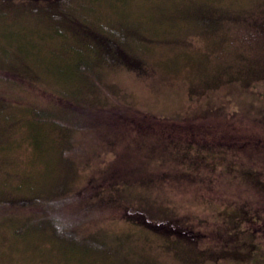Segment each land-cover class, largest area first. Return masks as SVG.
Segmentation results:
<instances>
[{"label": "rangeland", "instance_id": "374dc122", "mask_svg": "<svg viewBox=\"0 0 264 264\" xmlns=\"http://www.w3.org/2000/svg\"><path fill=\"white\" fill-rule=\"evenodd\" d=\"M59 4L67 13L62 14L66 15L63 20L56 18V0L39 4L58 32L54 38H36L42 43L36 66L51 59L41 79L33 82L0 72L1 79L7 78L0 81V89L9 95L6 103H0L1 109L7 107L0 111V129L10 122L13 126L12 135L7 136L8 148H0V187L8 194L21 191L26 195V201L16 206L0 205V264H264V217L251 226L253 232H242L238 218L228 220L233 207L227 206L264 207V193L257 185L246 183L245 175L242 177L245 168L215 169L211 184L205 183L211 174L202 179L195 176L198 183L180 181L178 173L191 169L193 159H181L171 149L177 147L170 141L175 139L167 134L170 129H196V135L185 131V138H178L187 147L197 137L207 138L206 130L224 141L234 140L233 135L242 131L245 135L236 139L238 143L257 133L264 137V0H62ZM11 12L0 15V20L4 17L0 28L15 20L5 26L19 29L28 45L34 39L29 27L37 24L22 18L20 26L13 18L16 12ZM76 21L83 23L77 26ZM90 27L99 30L101 37H89ZM3 47L9 44L2 40L1 67L9 71L16 64L13 61L21 59L4 54ZM55 86L56 106L47 108L56 118L55 124L42 127V148L32 147L25 137L26 124L16 119L4 122L2 116L31 114L38 109L35 106L43 109L41 101L51 100L48 91ZM153 133L159 135V141L168 140L166 152L150 155L144 148L152 143ZM246 152L243 165L258 168L257 163L252 164V150ZM124 161L130 167L146 162L137 167L164 171L161 179L149 181L157 184H135L137 193L132 190L129 195L156 203L150 210L152 217L163 209L178 211L200 234L199 246L186 240L176 243L168 234L141 222L121 221L114 217L121 216L120 206L110 209L102 205L93 216L81 208L85 195L67 196L54 204L68 228L58 227L48 236L39 234L41 226L35 225L25 234L16 231L32 224L47 209L30 202L38 191L51 197L53 192L80 190L107 167L111 168L108 171L126 169ZM260 164L263 169L256 170L264 173V161ZM22 183L31 187L23 188ZM110 189L104 194H112L115 189ZM69 228L77 231L72 242L90 238L105 243L108 253L88 243L83 245L87 259L65 261L59 257L62 245L58 244ZM231 235L246 251L250 249L244 240H259L262 249L255 254L251 251L245 262H227L217 251ZM202 246L211 249L203 251Z\"/></svg>", "mask_w": 264, "mask_h": 264}, {"label": "trees", "instance_id": "16d2710c", "mask_svg": "<svg viewBox=\"0 0 264 264\" xmlns=\"http://www.w3.org/2000/svg\"><path fill=\"white\" fill-rule=\"evenodd\" d=\"M60 1L62 0H56V10H55L56 14L55 15H56V18H58L59 20H63L66 16L65 14L67 13L63 12L62 9L58 7L60 6L59 4ZM40 3H41V0H0V15L2 16L4 15L5 17L6 15H8V13L13 14L11 12L12 10L16 12L13 15V18L16 19L18 25L21 26V24L23 23L22 18L33 20L35 21L34 24H37L36 26L29 27L31 31L30 35H33L34 39L33 41L29 40L28 45H26L27 37H25L22 33H20L19 29L14 30L11 27L5 26L6 24L13 23L15 20H11V22L8 21V22H5V24H2L0 28V41L3 40L9 44L8 48L3 47L5 50L4 54L9 52L7 54H11V56L21 59L20 62H25V63H23L19 67L16 64H19L20 62L13 61V63H16V64H12L11 66L13 67L8 71L7 69H4V67H1L2 61H0V72L1 73L10 72L13 75H22L26 79H30V81L36 82L38 79H41L40 75L44 72V69L48 70L49 64L47 63H49L48 61L51 59H48L46 61L44 60L45 63L41 62L39 67L36 66L39 62L37 60V57L39 56L37 52L40 48L38 47L42 46V43L38 42L36 38L38 37L39 39L40 38L41 39L54 38V36L58 32H56V23L54 22L48 23L51 20V17L46 12L42 11V7H39ZM51 5L52 4H50L49 8H53ZM9 6L11 9L7 8ZM46 7L48 6L46 5ZM58 9H60V11H57ZM63 13H65L64 14L65 16L62 15ZM57 16H61V17H57ZM4 17H2V19L0 20L1 22L3 21ZM75 23H77V26H79V23L82 24L83 21L82 22L76 21L74 22V24ZM92 29L93 28L90 27L88 30L89 32L88 34L90 35L89 37H94V36L101 37V32L99 30H92ZM92 42H96V41H92ZM95 44H96L95 46H99L97 43ZM123 56H125L124 53H123ZM50 57H54V55ZM139 62L140 61H137L136 64L138 65ZM27 63L29 65H27ZM86 68L87 67H85L84 70H86ZM2 80L6 82L7 78L4 76V79L0 78V81ZM262 80L264 81V78H262ZM64 81H65L64 83L68 84L66 80ZM53 88L54 89L48 91L51 100L41 101L43 103L42 106H44L45 109L35 106L38 109L32 112L31 114L30 112H28L27 115H24V116L19 115V117H13V116L10 117L9 114L6 113L2 116L4 119V122L12 121L16 119L19 123L20 122L25 123L26 126L28 127L25 137H27L28 143L32 147L34 146L35 148H39V149L42 148L41 145H42L43 138H44L43 131L41 130L42 127L46 124H51V123L55 124L54 121L56 118L51 115V112H49V110H47V108L51 109L56 106V103H54V101L56 102V96L55 94H53V92L56 93V90H55L56 86ZM8 97H9L8 93L0 89V103H6L5 101L7 100ZM2 107L3 105H0V111L5 112L7 107H5L4 109H1ZM139 112L143 113L142 111H139ZM143 116H146V115L144 114ZM174 122L182 123L180 121H174ZM10 123H6L7 125H4L3 126L4 128L0 129V145H1L0 148L1 149H7L9 146L7 145L8 143L7 136L12 135L11 132L13 131V128H12L13 126H11ZM178 125L182 127L181 124H178ZM16 128L17 127H15V129ZM78 128L83 129V127L81 126H79ZM262 130L264 131V127H262ZM185 131H186V134H190L192 136H194V134L195 135L197 134L196 129H193V130L181 129V132H178V130L172 131L170 129V131L167 132L168 138L171 137L175 139V141H172V139H170L171 143L174 142L177 144V147H171V149H175V152H177L179 156H181V159L182 158L187 159V157L193 159L190 162L192 166L191 169H182V170L180 169L181 172L178 173V177H180V181L198 183L195 180V176H198L199 178L203 176L202 178H206L208 175L211 174L209 177L211 179H209L208 182H205V183L211 184L215 180L213 179L214 177L212 176V174H214L212 173V171L213 170L215 171V169H227L230 172L231 169L245 168L246 170L242 171L243 172L242 177L245 175L246 180H247L246 183L250 182L253 186L257 185L260 191L264 193V173L261 170H256V169H263L262 165L260 164L262 161H264V147H263L264 137L263 136H260V134L257 133L253 135L250 139H247L246 141L242 143H236V145H238L236 147L235 139H241V137L245 135L242 131L240 132L237 131L233 135L234 140L232 141L220 140L217 138V136L215 137L213 135L215 132L208 131L205 133L208 137V141H211V142L203 143L200 141L197 142L196 140H195L196 142H194V140H192L193 141L192 146L187 147L186 143H182L178 139V138H185L184 136L186 135ZM151 137H152V143L151 144L148 143V145L144 147L145 149L150 151V155H158L160 154V152H162V150L166 152L168 148H170L169 146L167 147V145L169 144L168 140L166 142L162 141L163 139L159 141L158 134L153 133L151 134ZM162 144L166 146H164V148H160L159 145H162ZM242 147H245V149H241ZM247 149L252 150L251 152L252 160L251 161H252V164L257 163L259 165L258 168L254 167L253 165L250 166L249 163H248V168H246V165L245 166L243 165L242 162L246 161V157L244 158V156L245 155L247 156V153H248L246 152ZM254 152L259 153V154H256V156H258L256 159H255V156L253 155ZM197 153L201 155L197 157L198 155ZM206 154H209L211 156H207ZM194 155L196 156L191 157ZM139 164L143 165V164H146V162H138L135 167L133 166L130 167L124 161V166L126 169H117V171H113L115 170L113 169L112 171L110 170L111 172L108 171L111 168H108V167L107 169L104 168L105 169L104 173L101 176L97 178L92 177L89 183H87L82 189L75 190L68 194H59V193L56 194L53 192L52 194L54 197L53 196L50 197L47 195L46 191L44 194H40V191H38L36 195L31 196L30 202H32V204H35V206H40V205L42 206L44 204L47 209L45 210V212H42L41 215L37 216V218H34L32 224L23 225L22 227H18L20 228V230H16V231H20L22 234L23 233L25 234L26 230H30L31 227L35 225L33 227L41 226V229H39L40 230L39 234H44L48 236L50 235L49 231L54 233L58 231L57 230L58 227L59 229L68 228V227H64L63 225L64 223L61 222L62 219L66 220V218H64V216L62 215V212L59 211L60 208L57 205H56L57 209L56 210L54 209V204H56V201L61 200V198H66L67 196L75 199V197L77 196H78L77 198H81L82 195H85L87 199L81 198L82 200H84V202L86 201L85 203H82L81 201V204H83L81 208L85 210L86 212H89L93 216H95L98 213L96 211V208L101 207L102 205H107V208H110V209L113 206L117 208L118 206H120L118 210L122 212L121 216H114V217H119L121 221L127 220L128 222L132 224H139L141 222L140 224H144L150 229L155 228V230H158L159 232H164L168 234V236L175 239L176 243H182L184 240H186V241L192 242L191 244H194V246H199L200 244L198 242H200L199 241L200 234L195 230V227L193 226V223L191 221H186V219H184L183 216L180 217L181 214L178 211H176L175 209H171V210L163 209L159 213H155V216L152 217L154 214L151 213L150 210L154 209V207L157 205L156 203H153L150 199L138 201L136 199H132L133 197L129 195V193H133V191L134 193H137L136 189H134L136 188L134 187L135 184H140L142 187H148L152 184L155 185L157 184L156 182H149V181L161 179L162 178L161 176H164L165 174L164 171L155 169V167L154 168L137 167V165ZM249 169H254L256 171H250ZM184 171H188L189 173L187 172L184 174L183 173ZM170 178L176 179L177 176L170 177ZM199 183L201 184L204 182L200 181ZM52 185L54 184L52 183ZM55 185L57 186L58 183H56ZM26 186L31 187L29 183H26L25 185L22 183L23 188H26ZM108 188L115 189V190H113L112 194L105 195L104 192ZM4 189L3 187H0V205L3 204L7 207H10V206H16L17 204L26 201L25 200L26 195L23 192L14 191V193L8 194L7 193L8 191L6 189H5L6 191H4ZM93 198H96L95 199L96 201L93 202L92 200H90ZM228 205H232L231 207H233V209L231 210L232 213L229 216L228 220L230 219V217H232V220L234 218H238L240 222L239 224L240 228L238 227V229H240V231L242 232L252 231L251 226L255 222H260L257 219L262 218L263 220L264 216H261V215L264 214V207L262 206L260 208L258 207L255 208V207H250L248 204H245V203H240L238 204V206H235V203L227 204V206ZM165 222L168 225L162 226V224H164ZM236 227L237 226H235V228ZM76 233L77 231L75 229L69 228L68 233L66 235L63 236V234H61L62 235L60 237L61 244L59 243L58 246L62 245V248L60 250L61 255L59 257H62V258L64 257L65 261L66 260L70 262L75 261V263H79L81 262V260H85V258L87 259L86 256L88 253L86 254L85 251L87 250L84 248L83 245L88 244V243L92 244V246H95L96 250H99V249L101 251L106 250L108 253V250L106 248L107 245L105 243H98L95 240H92L90 238L82 239L83 241L81 243L79 241L72 242L73 241L72 238L77 236ZM74 234L76 236H74ZM16 237L18 238V236ZM62 239L65 240L64 242H66V244L62 243L63 242ZM233 240H234L233 236L230 237L228 242L227 243L225 242V244L223 245L224 248L217 251V253L220 254L221 258L225 259V261L227 262H233V263L245 262L247 261L248 258H250L251 251H252V254L253 253L255 254L256 252L262 249L261 244L259 243V240H255L253 242L252 241L246 242L244 240L243 243L244 244L248 243V246H249L248 249H250L247 251L244 248H240L241 245L236 243ZM209 248L210 246L208 247L202 246L201 250L206 251V250H209ZM73 258H74V261H73Z\"/></svg>", "mask_w": 264, "mask_h": 264}, {"label": "flooded vegetation", "instance_id": "af4514ba", "mask_svg": "<svg viewBox=\"0 0 264 264\" xmlns=\"http://www.w3.org/2000/svg\"><path fill=\"white\" fill-rule=\"evenodd\" d=\"M201 131H203V130H201ZM206 132H208V130H206ZM212 138V137H211ZM215 138V137H214ZM198 140H196L197 142L198 141H200V142H211V141H208V137L207 138H201V139H199V138H197ZM211 140V139H210ZM237 140H239V139H237ZM214 141V140H213ZM244 141H246V140H243L242 142H244ZM241 142V143H242ZM236 143H238L237 141H236V139H235V145H236ZM245 145H247V144H245ZM238 145H236V147H237ZM247 147V146H246ZM241 149H245V147H242Z\"/></svg>", "mask_w": 264, "mask_h": 264}]
</instances>
